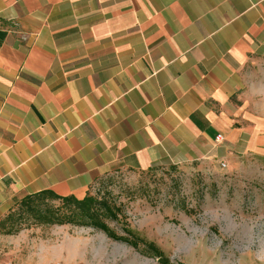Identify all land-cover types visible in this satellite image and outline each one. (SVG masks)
I'll use <instances>...</instances> for the list:
<instances>
[{"label": "crops", "instance_id": "0c3cea01", "mask_svg": "<svg viewBox=\"0 0 264 264\" xmlns=\"http://www.w3.org/2000/svg\"><path fill=\"white\" fill-rule=\"evenodd\" d=\"M263 54L264 0H0V220L114 166H231Z\"/></svg>", "mask_w": 264, "mask_h": 264}, {"label": "rangeland", "instance_id": "374dc122", "mask_svg": "<svg viewBox=\"0 0 264 264\" xmlns=\"http://www.w3.org/2000/svg\"><path fill=\"white\" fill-rule=\"evenodd\" d=\"M248 94L263 118L253 149L228 167H112L89 192L121 209L110 225L154 241L169 264H264V54L248 68ZM11 223H0V264H165L90 227L27 217L15 225L22 230L6 234Z\"/></svg>", "mask_w": 264, "mask_h": 264}, {"label": "trees", "instance_id": "16d2710c", "mask_svg": "<svg viewBox=\"0 0 264 264\" xmlns=\"http://www.w3.org/2000/svg\"><path fill=\"white\" fill-rule=\"evenodd\" d=\"M120 213L121 209L115 210L107 201L90 193L78 198L75 195L62 196L47 189L23 197L0 223L6 227L7 223L12 222L5 231L6 234H16L22 230L21 226L15 225L27 217L41 225L72 224L90 227L105 232L113 240L126 242L142 253L151 254L169 264L165 252L154 241L140 236L127 225L123 226V234L110 225L109 221L120 220Z\"/></svg>", "mask_w": 264, "mask_h": 264}, {"label": "built area", "instance_id": "2783aa9c", "mask_svg": "<svg viewBox=\"0 0 264 264\" xmlns=\"http://www.w3.org/2000/svg\"><path fill=\"white\" fill-rule=\"evenodd\" d=\"M217 138L220 139L221 138V135H218ZM223 165L225 166V163H223ZM54 264H62V263L61 262H56Z\"/></svg>", "mask_w": 264, "mask_h": 264}]
</instances>
